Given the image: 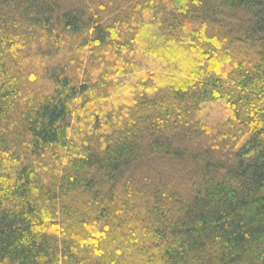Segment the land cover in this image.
Returning <instances> with one entry per match:
<instances>
[{
	"label": "trees",
	"instance_id": "obj_1",
	"mask_svg": "<svg viewBox=\"0 0 264 264\" xmlns=\"http://www.w3.org/2000/svg\"><path fill=\"white\" fill-rule=\"evenodd\" d=\"M0 264H264V0H0Z\"/></svg>",
	"mask_w": 264,
	"mask_h": 264
},
{
	"label": "rangeland",
	"instance_id": "obj_2",
	"mask_svg": "<svg viewBox=\"0 0 264 264\" xmlns=\"http://www.w3.org/2000/svg\"><path fill=\"white\" fill-rule=\"evenodd\" d=\"M171 50H172V55H173V54H174V52H173L174 49L172 48ZM173 56H174V55H173ZM163 170H164V169H163Z\"/></svg>",
	"mask_w": 264,
	"mask_h": 264
}]
</instances>
